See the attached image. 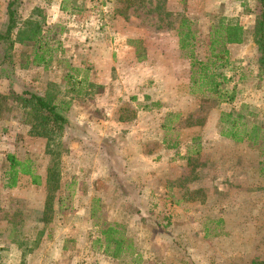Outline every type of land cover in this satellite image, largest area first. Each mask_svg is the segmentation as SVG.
Listing matches in <instances>:
<instances>
[{
    "label": "rangeland",
    "instance_id": "1",
    "mask_svg": "<svg viewBox=\"0 0 264 264\" xmlns=\"http://www.w3.org/2000/svg\"><path fill=\"white\" fill-rule=\"evenodd\" d=\"M260 12V0H21L17 26L38 23L49 59L27 64L30 44L13 41V87L69 101L77 128L50 142L31 134L29 109L0 78V264H264ZM183 18L193 37L181 50ZM225 22L241 26L242 41L225 45L223 65H207L232 95L218 101L191 86L200 69L190 62L211 60L210 29ZM66 73L78 94L65 91ZM236 117L255 145L220 135ZM7 154L42 178L56 162L55 190L19 173L18 186L4 187ZM100 220L122 224L131 249L111 258L93 244Z\"/></svg>",
    "mask_w": 264,
    "mask_h": 264
},
{
    "label": "trees",
    "instance_id": "2",
    "mask_svg": "<svg viewBox=\"0 0 264 264\" xmlns=\"http://www.w3.org/2000/svg\"><path fill=\"white\" fill-rule=\"evenodd\" d=\"M21 0H6L4 7L5 20L0 27V78L8 80V86L11 88L9 94L18 102L21 106L29 109L32 122L30 123V133L35 136L44 137L47 141H52L53 135L62 134L64 129L72 130L77 128L75 122H73L68 116L69 101L57 98L53 92L45 90L42 93L31 90L25 86L13 87L17 84L13 80L10 74V49L13 41L23 45H29L32 49L31 57L28 59L27 64L45 65L49 56L46 58L47 47L45 43H41L39 25L35 20L26 19L23 20L21 28H19L17 21V7ZM261 12L259 19L255 24V42L257 43V49L259 51L258 64L263 67L261 70L264 72V46L261 41L262 30L264 27V9L261 4ZM186 20L183 18L177 26V35L179 48L184 50L185 48H191V44H187V41L192 39L193 34L190 29L185 25ZM15 36V39L11 40V37ZM242 41V28L236 22L218 23L211 27L209 32V38L207 43V50L209 52V59L206 61H197L192 59V50H188L185 54L186 57L191 58L190 65H197L196 69L199 70V74H191V86H196L197 89L203 88L213 94L218 101H230L232 99L231 94H226L224 89L219 88V83L214 80L215 74L208 72V64H213L216 61H220L217 66L225 63L227 48L225 45L231 43H240ZM129 42H133L129 40ZM6 65V67H3ZM194 71V70H193ZM2 73V74H1ZM195 75V76H194ZM63 80L67 88L66 92L78 94L79 90L76 88V79L74 74H63ZM79 81V80H77ZM81 82H86L85 78ZM201 91V90H200ZM221 120L226 121L225 115L222 114ZM239 117L229 120V126L220 130V135L230 138L235 142L242 140L248 141V143L255 145L258 135L251 133L247 130H239L236 127V121ZM264 132L262 133V137ZM60 136V135H59ZM174 144H171L173 146ZM5 159L8 161V169L6 171V179L4 181V187H12L16 182L17 173L29 175L31 177V183L39 184L40 176L33 172V169L29 165V160L19 161L12 154H7ZM56 162H52L45 168L43 176V183L45 189L53 192L56 188L57 180ZM49 195V194H48ZM46 196V202L50 203V197ZM48 206H44L48 208ZM94 215L93 209H91L90 216ZM98 221V220H97ZM97 235L91 241L93 244L98 243L102 251L111 258H118L125 251L131 249L132 244L129 237L124 234L122 224L118 222H110L106 220H100L97 222Z\"/></svg>",
    "mask_w": 264,
    "mask_h": 264
},
{
    "label": "crops",
    "instance_id": "3",
    "mask_svg": "<svg viewBox=\"0 0 264 264\" xmlns=\"http://www.w3.org/2000/svg\"><path fill=\"white\" fill-rule=\"evenodd\" d=\"M4 142L2 141V142H0V144H3ZM7 169H8V167H7ZM7 171V170H6ZM18 174V173H17ZM20 174V173H19ZM19 174H18V176L16 175V182H15V184L12 186V187H16V186H18V178H19ZM21 175H24V174H21ZM40 183L39 184H34V185H36V186H38V185H43V178L42 177H40ZM6 188H8V187H6ZM9 188H11V187H9ZM11 242L13 243V241L11 240ZM17 245V244H16ZM20 246V245H19ZM15 248H17L18 250H20V247H18V245L17 246H15ZM42 249H44V248H38V249H36V250H31V252H38V251H42ZM26 251H30L29 249H26ZM21 254H22V251H21ZM34 262H36V263H34ZM31 264H43V262H41L40 260H38L37 261V259L36 260H34V261H31L30 262Z\"/></svg>",
    "mask_w": 264,
    "mask_h": 264
}]
</instances>
